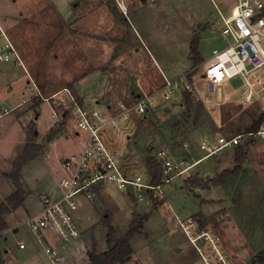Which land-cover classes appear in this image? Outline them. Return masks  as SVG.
Returning <instances> with one entry per match:
<instances>
[{"label": "rangeland", "instance_id": "374dc122", "mask_svg": "<svg viewBox=\"0 0 264 264\" xmlns=\"http://www.w3.org/2000/svg\"><path fill=\"white\" fill-rule=\"evenodd\" d=\"M235 3L134 0L127 16L113 0H0V26L22 59L19 66L2 60L5 37L0 28V70L13 69L14 80L24 69L29 80L39 84L44 97L58 93L49 100L39 96L37 109L30 108L38 101L32 99L0 115L3 150L23 141L27 130L26 142L16 147L13 155L0 157L5 168L0 170L2 180L15 184L9 195L19 191L23 197L24 167L35 162L32 172L37 183H54L60 171L48 154L54 157L57 147L63 155L78 150L76 120L64 111L65 105L55 104L60 99L69 103L67 88L78 102L106 109L108 114L153 94L154 104L147 113L133 111L127 120L119 118L120 131L107 129L105 139L123 153L130 172L147 180L151 176L147 156L160 163V145L175 158L187 160V167L192 166L165 184L163 191L157 190L156 196L110 186L95 202L88 201L81 212L78 245L84 244L89 258L75 264H92L94 247L98 251L108 247L109 222L116 237H123L137 220L144 228L133 237L128 260L119 264H264L259 257L264 250V136H244L241 144L247 153L242 169L227 176L223 184L214 183V179L235 166L236 145L208 157L203 148L205 141L230 137L237 133L236 128L246 131L253 113L264 111V101L242 102L238 92L243 80L239 76L210 91L203 75L201 65L213 50L231 42L222 33V15L231 13ZM194 38L204 60L197 65L200 71L191 88L192 103L186 102L187 90L182 85L165 99L160 91L165 84L161 68L172 81H181L194 68L190 48ZM10 78L0 72V98L4 105L13 106L21 100L22 91L18 80L13 84L15 93L8 92ZM227 93L233 96L226 100ZM27 94L32 96L30 91ZM54 108L61 118L58 124ZM78 136L84 133L79 131ZM21 228L18 235L30 234L27 226ZM4 234L0 232V236ZM216 249L225 262L220 261Z\"/></svg>", "mask_w": 264, "mask_h": 264}, {"label": "built area", "instance_id": "2783aa9c", "mask_svg": "<svg viewBox=\"0 0 264 264\" xmlns=\"http://www.w3.org/2000/svg\"><path fill=\"white\" fill-rule=\"evenodd\" d=\"M123 14L128 15L131 3L134 0H113ZM142 2H155L158 0H138ZM222 33L231 38L229 45L224 48H215L210 58L202 63L203 75L206 78L210 91H215L221 84H227L229 80L240 77L243 87L238 92L242 102L251 103L255 100L264 101V0H236L231 13L222 15ZM1 28V26H0ZM5 37L1 48V58L6 61H15L22 64L21 56L16 47L1 28ZM249 63V65H248ZM200 69L193 68L180 80L172 81L165 77L162 90L165 99L172 97L181 85L185 90H190L197 82ZM196 80V82H194ZM31 88L35 89L36 96L45 100L56 97H44L37 83L32 79ZM70 101L66 104L62 99L55 100V104L65 105L64 111L75 118L76 143L78 150L64 156L61 160V174L58 185L60 193L58 196H45L41 211L29 217L27 223L31 231L38 237L42 246L47 250L52 264H67L61 253V247L65 243L79 237L81 232L79 212L84 209L88 201L95 202L98 195L110 186H116L126 193L141 191L156 196V191H163L165 184L170 183L175 177L186 169L187 160L181 157L175 158L163 145L159 146L157 159L160 161L163 171V180L153 184L139 173L130 172L125 167L124 155L120 150L114 148L104 137L107 129L118 131L119 118L127 120L128 114L136 112L145 114L150 105L154 104L153 94L139 97L131 106H123L117 112L107 113L92 105L78 102L73 93L67 88ZM233 94L227 93L226 100ZM0 115L7 114L13 107L1 105ZM109 111V110H108ZM53 117L55 124L61 122L59 113L54 108ZM109 127V128H108ZM79 131L84 136H78ZM73 131V133H75ZM264 136V122L255 132L232 135L230 137L220 136L216 140H208L203 143L207 150L205 157L211 156L217 151L224 150L241 144L244 136ZM139 191V193H138ZM161 198L164 193L160 194ZM50 235V237H49ZM24 248L25 243L21 242ZM217 250L220 261L225 262L222 253Z\"/></svg>", "mask_w": 264, "mask_h": 264}, {"label": "crops", "instance_id": "0c3cea01", "mask_svg": "<svg viewBox=\"0 0 264 264\" xmlns=\"http://www.w3.org/2000/svg\"><path fill=\"white\" fill-rule=\"evenodd\" d=\"M12 62H14L13 66H19L18 65L19 63H16L15 61H12ZM161 70L163 72V75L167 76L166 72L163 71L162 68ZM0 72L2 74H5L6 76L11 77L9 81L8 92L15 93L12 90L13 84H15L16 81L18 80H20L21 82L19 85H20V90L22 91L21 100L15 103V105L13 106L4 105L3 99L0 98L2 102L1 105L6 106V107H15V108L22 107L24 104H27L28 102H30V100L33 99L34 101H36V99L39 97L35 95L36 93L35 89L31 88V82L29 80L28 71L23 69V74L14 80H12L15 77L13 69L9 68L5 71L0 70ZM34 81L36 82L35 79ZM37 85L40 89L41 87L39 86L38 83ZM0 86H2V82L0 83ZM27 91L32 92V96H29L27 94ZM38 103H40L39 100L35 104L33 103V105L30 108L37 109V106L39 105ZM102 107L106 108L105 105ZM119 131L120 130H118L115 133L118 134ZM26 138H27V130L25 129L24 135H23V141H21L22 140L21 139L17 141V143H13L12 145L7 146L5 150H3L2 147L0 146V157H3V156L9 157L13 155V153H15L16 147L19 148L20 146H22L24 142H26ZM16 144H19V145H16ZM76 145H77L76 147V150H77L78 144L76 143ZM229 148L230 147L224 149L223 151H227V149ZM60 151L61 149L57 147V152H55L54 157H53V154H50V153L48 154L47 157L48 159L49 158L53 159L54 165L56 166L57 169H59L60 174H61L60 160L66 155H63V153H60ZM7 163L9 164L10 162L7 161ZM34 163L32 167L29 166L27 168L24 167L22 169V174L23 176L25 175L24 177L23 176L21 177V183H22L21 187L23 188L22 190L24 192L23 193L24 195L22 198L23 203L17 208H14L10 205L9 206L11 207L10 210L7 213L3 214L7 222V226L0 230V232L1 231L5 232L4 235L0 236V264H52L47 250L42 246L38 237L31 231L27 223V219L33 215L38 214L41 211L43 207V199L45 196H58L60 193V189L58 185V179L54 183L47 182L46 184L39 185L37 183V178L35 177V172H32V168L35 167ZM2 168L5 169L4 165L0 163V170ZM3 178H4L3 176H0V203L7 202V197L12 192L11 190L15 189L14 183H11V181L9 182L7 180H2ZM83 210L84 209H81L79 212L80 219H81V212ZM14 222H17V223L14 224ZM22 226H27L30 234L27 235L25 232L24 233L21 232L18 235V233L22 229L21 228ZM81 237L82 235H80L79 237L69 242H66L65 247H61V253L65 257L67 264H73V263L75 264V261H77L78 263L80 260L86 257L89 258L88 256H86V251H85L86 249H85L84 244H82L83 246L78 245L79 242L81 241ZM21 242L25 243L24 248L20 247Z\"/></svg>", "mask_w": 264, "mask_h": 264}, {"label": "trees", "instance_id": "16d2710c", "mask_svg": "<svg viewBox=\"0 0 264 264\" xmlns=\"http://www.w3.org/2000/svg\"><path fill=\"white\" fill-rule=\"evenodd\" d=\"M191 48V59L194 64V68H197V65H199L200 62H202L204 59L201 56V52L199 50L198 41L196 38H194L190 43ZM186 102L191 104L192 103V94L190 91H186ZM79 102L82 103V101L79 100ZM264 122V111L260 112L258 115L257 113H253L252 116V123L246 127V131H242L241 128H236L233 135L240 134V133H247V132H255L257 131L261 125ZM180 124V123H178ZM177 124V125H178ZM232 136V135H231ZM154 146L152 148H149V151H153ZM246 153L247 150L245 148V145L238 144L235 147V166L233 168H228L222 171L221 174H219L217 180L214 179V183H225V178L229 176L230 174H239V172L242 169L243 163L246 159ZM147 163L150 167V181L153 184H158L163 180V171L162 166L158 161L152 157L151 155L147 156ZM18 183V178L15 179ZM194 183H200L198 180H195ZM22 195L19 191L13 192L11 195L7 197V202L0 203V230L5 228L7 226V222L5 221L3 214L8 212L10 209V205L12 207H18L23 203ZM108 218V217H107ZM106 218V219H107ZM109 220V218L107 219ZM109 222V221H108ZM109 229V245L107 248H105L102 251H98L96 249V246L94 247L93 251L90 253V258L92 261V264H119L124 263L126 260H128L129 256L133 252V246H132V239L136 235V233L139 232V230L143 227V222L141 220L135 221L131 227L126 231L125 235L123 237H116L115 234V227L109 222L107 225ZM259 257L264 260V250L261 251L259 254Z\"/></svg>", "mask_w": 264, "mask_h": 264}, {"label": "bare ground", "instance_id": "6f19581e", "mask_svg": "<svg viewBox=\"0 0 264 264\" xmlns=\"http://www.w3.org/2000/svg\"><path fill=\"white\" fill-rule=\"evenodd\" d=\"M193 241V240H192Z\"/></svg>", "mask_w": 264, "mask_h": 264}]
</instances>
